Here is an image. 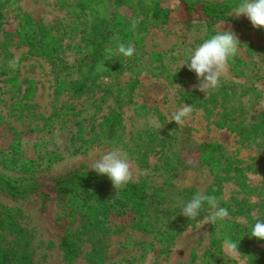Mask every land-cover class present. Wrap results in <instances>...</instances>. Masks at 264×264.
<instances>
[{
    "label": "rangeland",
    "instance_id": "1",
    "mask_svg": "<svg viewBox=\"0 0 264 264\" xmlns=\"http://www.w3.org/2000/svg\"><path fill=\"white\" fill-rule=\"evenodd\" d=\"M64 2L0 0V175L24 186L74 169L93 171L100 153L119 149L131 165L130 182L157 205L172 208L173 223L151 218L149 224L163 233L165 239L160 240L158 234L131 227L128 217L117 218L116 229L95 245L81 243L73 264H87V255L96 249L99 264H187L191 254L194 264H264V240L250 238L254 224L264 220V29L253 28L246 16L230 14L234 7L228 8L230 17L246 28L228 22L209 28L203 22L181 24L179 3L159 0L170 10L168 21L149 27L140 38L126 40L125 36L121 43L132 45L134 55L125 58L117 48L123 67L116 75L99 79L85 94L73 96L68 86L58 85L52 60L29 51L18 37L12 11L18 6L30 18L36 38L38 34L56 38L60 53L53 56L73 63L82 46V32ZM101 3L109 17L114 11L129 14L107 0ZM221 27L237 35L240 45L235 57L244 66L236 75L229 65L219 86L204 94L195 87V73L182 65ZM13 60L18 61L15 68L10 66ZM184 104L191 105L193 112L180 126L171 116ZM117 106L122 121L107 143L101 121ZM13 141L20 162H31V172L4 166ZM207 143L221 147L217 156L207 159H219L215 172L209 164L198 162L196 149ZM215 183L217 202L228 209L227 219L203 225V217L211 211L207 204L195 219L181 215L192 199L185 197L186 190L206 194ZM65 203L0 193V208L8 210L14 222L7 240H15L12 246L26 252L31 264H66L55 224ZM210 239L215 241L212 247ZM226 239L237 244L239 253L227 248ZM250 252L255 254L253 260Z\"/></svg>",
    "mask_w": 264,
    "mask_h": 264
},
{
    "label": "trees",
    "instance_id": "2",
    "mask_svg": "<svg viewBox=\"0 0 264 264\" xmlns=\"http://www.w3.org/2000/svg\"><path fill=\"white\" fill-rule=\"evenodd\" d=\"M176 1L180 5L181 24L203 22L209 28L219 22H228L246 28L243 23L237 22L229 15L228 8L234 7L236 1L225 4H216L211 0ZM101 2L102 0L64 2L70 16L74 18L73 23L79 26L82 32V46L78 49L77 60L73 63H66L57 55L53 56L60 53L59 45L55 43L56 38H48L42 34H38L36 38L30 18L23 14L18 6L12 9L18 37L22 38L29 51L37 55H45L48 60H52L56 68L58 85L68 86L73 96L85 94L97 80L112 78L123 67L117 60L115 50L125 36L126 40H131L132 37L140 38L149 27L163 25L170 17V10L160 6L159 0H107L113 7H123L129 11L127 16L114 11L110 17L107 16ZM109 49L110 58L105 59ZM102 63L105 69L98 70V65ZM229 65L233 74L238 75L244 63L234 57L230 59ZM116 108L117 111L111 112L101 121L103 138L107 143L113 139L122 121L120 107ZM16 143V141L10 142L9 158L3 164L14 171L29 173L32 171L31 162H20ZM196 151L198 162L209 164L213 172L218 169V158L210 162L207 159L213 155L217 156L216 153L221 151L219 144H202ZM212 163L215 164L214 167L211 166ZM229 166L230 164L227 168ZM214 187L215 189L206 192L205 195L216 197L219 189L216 183ZM0 193L11 198H20L27 194L41 197L42 202L48 198L66 202L61 214L55 218L58 248L66 264H73L79 257L81 243L90 242L95 245L108 231L116 229L117 218L128 217V224L131 227L153 233L155 237L158 234L160 240L165 239L163 233L156 232L155 227L149 224L151 218L165 222L166 225L173 223L174 210L154 203L137 184L129 182L116 190L107 176L98 175L94 170L74 169L46 181L34 179L24 186L13 178L0 175ZM194 195L192 189L185 191L186 198ZM13 225L9 211L0 208V264H31L26 252L12 246L15 245V240L11 242L7 240ZM214 245L215 241L210 239L209 246ZM98 251V249L93 250L87 255V264H99ZM250 255L251 258L255 256L253 252H250ZM194 261L195 255L191 254L187 264H194Z\"/></svg>",
    "mask_w": 264,
    "mask_h": 264
},
{
    "label": "clouds",
    "instance_id": "3",
    "mask_svg": "<svg viewBox=\"0 0 264 264\" xmlns=\"http://www.w3.org/2000/svg\"><path fill=\"white\" fill-rule=\"evenodd\" d=\"M233 13L237 17L246 16L253 28L264 29V0H236L234 10L230 14ZM239 45L240 41L231 28L225 31L221 27L216 34L211 35L195 48L182 67L187 65L188 70L195 73L198 80L195 87L198 91L207 94L219 86L221 77L227 71L230 59L238 54ZM118 52L125 58H131L135 49L132 45L125 46L124 43H120ZM110 55L111 50L109 49L105 59L110 58ZM17 63V60H13L10 62V66L15 68ZM104 69V63L98 65V70ZM192 112V106L184 104L173 112L171 121L183 126L191 118ZM91 170H94L98 175L107 176L116 190L133 180L131 165L125 157L121 156L119 149L100 153L93 162ZM205 204L211 211L203 217V225L209 222L215 225L218 220L228 218V209L219 207L215 196L203 193L195 194L183 207L181 215L188 219H195L200 215ZM250 238L264 240V220H258L254 224ZM224 243L230 251L238 252L235 242L226 239Z\"/></svg>",
    "mask_w": 264,
    "mask_h": 264
}]
</instances>
